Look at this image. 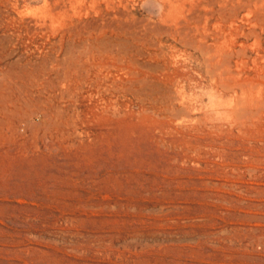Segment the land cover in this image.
Returning <instances> with one entry per match:
<instances>
[{"label":"rangeland","instance_id":"obj_1","mask_svg":"<svg viewBox=\"0 0 264 264\" xmlns=\"http://www.w3.org/2000/svg\"><path fill=\"white\" fill-rule=\"evenodd\" d=\"M83 1L0 0V264H264V0Z\"/></svg>","mask_w":264,"mask_h":264},{"label":"bare ground","instance_id":"obj_2","mask_svg":"<svg viewBox=\"0 0 264 264\" xmlns=\"http://www.w3.org/2000/svg\"><path fill=\"white\" fill-rule=\"evenodd\" d=\"M10 1H11V0H10ZM16 1H17V0H16ZM52 1H53V0H52ZM84 1H85V0H84ZM84 1H83V2H84ZM87 1H88V0H87ZM87 1H86V2H87ZM95 1H96V0H95ZM101 1H102V0H101ZM104 1H106V0H104ZM161 1H162V0H161ZM165 1H166V2H165V4H166V3H167V0H165ZM173 1H175V0H173ZM194 1H195V0H194ZM200 1H201V0H199V3H200ZM229 1H230V0H214V1H210L209 3H206V4L210 5V8H209L208 10H206V11H207L206 13L209 14L210 11H212V6H211V5H212L213 3H218V2H219V3H218V4H219V7L222 6L221 8H223V6H225V7L227 6V4L229 3ZM49 2H50V0H49ZM67 2H68V1H67ZM162 2L164 3V1H162ZM186 2H187V1H185V4H187ZM192 2H193V1H192ZM201 2H203V1H201ZM235 2H236V1H235ZM240 2H241V1H240ZM240 2H239V3H240ZM7 3H8V2H7ZM16 3H17V2H16ZM36 3H37V2H36ZM106 3H108V2L106 1ZM111 3H112V2H111ZM180 3H181V2H180ZM193 3H197V2L195 1V2H193ZM239 3H238V4H239ZM255 3H256V1H255ZM37 4H38V3H37ZM51 4H52V3H51ZM60 4H62V3L60 2ZM82 4L84 5V3H82ZM91 4H92V3H91ZM96 4H97V3H96ZM174 4H175V2H174ZM176 4H177V2H176ZM185 4H184V5H185ZM189 4H192V3H189ZM197 4H198V3H197ZM243 4H244V3H243ZM44 5H45V4H44ZM58 5H59V3H58ZM92 5H93V4H92ZM92 5H91V7L93 8ZM94 5H95V4H94ZM107 5H108V4H107ZM117 5H118V4H117ZM167 5L169 6V4H167ZM193 5H194V4H193ZM193 5H191V6H193ZM201 5H202V4H201ZM201 5H200V6H201ZM229 5H230V4H229ZM235 5H236V4H234L233 6H235ZM33 6H35V5H33ZM47 6H49V5H47ZM65 6H66V5H65ZM77 6H78V5H77ZM87 6H88V5H87ZM168 6H167V7L165 6V7L168 8ZM188 6H189V5H188ZM191 6H189V8H190ZM202 6H203V5H202ZM202 6H201V7H202ZM238 6H239V5H238ZM20 7H21V6H20ZM38 7H39V6H38ZM38 7H37V8H38ZM41 7H42V6H41ZM73 7H75V6H73ZM85 7H86V6H85ZM100 7H101V6H100ZM103 7H104V6H103ZM169 7H170V6H169ZM183 7H184V6H183ZM183 7H182V8H183ZM194 7H195V6H194ZM206 7H207V6H206ZM236 7H237V6H236ZM256 7H257V6H256ZM16 8H17V7H16ZM24 8H25V7H24ZM43 8H44V7H43ZM77 8H79V6H78ZM82 8H83V7H82ZM82 8H81V10H82ZM104 8H105V7H104ZM166 8H165V11H164L165 13H166V10H167ZM176 8H177V7H176ZM186 8H187V6H185L184 9H186ZM192 8H193V7H192ZM228 8H229V7H228ZM233 8H234V7H233ZM233 8H232V9H233ZM243 8H244V7H243ZM18 9H19V8H18ZM20 9H21V8H20ZM25 9H26V8H25ZM25 9H22V10L24 11ZM27 9H28V7H27ZM38 9H39V8H38ZM45 9H46V8H45ZM56 9H57V8H56ZM56 9H54V10H56ZM59 9H60V8H59ZM73 9H74V8H73ZM73 9H72V10H73ZM75 9H76V8H75ZM95 9H96V8H94L93 11H94ZM169 9H170V8H169ZM193 9H194V8H193ZM193 9H192V10H193ZM216 9H217V8H216ZM218 9H219V8H218ZM218 9H217V10H218ZM230 9H231V8H230ZM238 9H239V8H238ZM251 9H252V8H251ZM257 9H258V8H257ZM28 10L30 11V9H28ZM28 10H27V11H28ZM33 10H34V9H33ZM42 10H43V9H42ZM81 10H80L79 14L82 13ZM85 10H86V8H85ZM104 10H106V9H104ZM108 10H109V9H108ZM171 10H172V8L170 9V11H171ZM180 10H181V8H180ZM196 10H197V9H196ZM199 10H200V9H199ZM221 10H224V8H223V9H220L218 12H221ZM235 10H236V9H235ZM259 10H260V9H259ZM18 11H19V10H18ZM31 11H32V10H31ZM35 11H36V10H35ZM48 11H49V10H48ZM73 11L75 12V10H73ZM172 11H173V10H172ZM175 11H176V10H175ZM175 11H173V12H175ZM177 11H178V10H177ZM186 11H187V9H186ZM213 11H214V9H213ZM25 12H26V11H25ZM44 12H45V11H44ZM74 12H73V13H74ZM84 12H86V11H84ZM103 12H104V11H103ZM167 12H168V11H167ZM223 12H224V11H223ZM223 12H222V13H223ZM233 12H234V11H233ZM233 12H229V17H230V14H231V13L233 14ZM240 12H241V11H240ZM28 13H29V12H28ZM33 13H35V12H33ZM42 13H43V12H42ZM91 13H92V11H91ZM94 13H96V12L94 11ZM108 13H109V12H108ZM165 13H163V15H164ZM175 13H176V12H175ZM178 13H179V12H178ZM178 13H177V14H178ZM212 13H214V12H212ZM20 14H21V13H20ZM20 14H19V15H20ZM25 14H26V13H25ZM45 14H46V13H45ZM57 14H59V13H57ZM74 14H76V12H75ZM96 14H97V13H96ZM96 14H95V16H96ZM110 14H111V13H110ZM166 14H167V13H166ZM168 14H170V13L168 12ZM203 14H204V13H203ZM218 14H219V13H218ZM220 14H221V13H220ZM232 14H231V16H232ZM36 15H37V14H36ZM77 15H78V14H76V16H77ZM83 15H84V14H83ZM88 15H89V14H88ZM170 15H171V14H170ZM183 15L185 16L186 14L183 13ZM191 15H192V14H191ZM196 15H197V14H196ZM209 15H210V14H209ZM21 16H22V15H21ZM27 16H28V15H27ZM31 16H32V15H31ZM79 16H80V15H79ZM81 16H82V14H81ZM90 16H91V15H90ZM97 16H98V15H97ZM99 16H100V15H99ZM165 16H167V15H165ZM186 16H187V15H186ZM188 16H190V15H188ZM192 16H193V15H192ZM202 16H203V15H202ZM217 16H218V15H217ZM219 16H220V15H219ZM219 16H218V17H219ZM255 16H256V15H255ZM83 17H84V16H83ZM103 17H104V16H103ZM113 17H115V15H113ZM170 17H172V15H171ZM174 17H175V16H174ZM193 17H194V16H193ZM200 17H201V16H200ZM204 17H205V16H204ZM220 17H221V16H220ZM22 18H23V17H22ZM74 18H75V17H74ZM79 18H80V17H79ZM81 18H82V17H81ZM107 18H108V17H107ZM165 18H166V17H165ZM168 18H169V17H168ZM168 18H167V19H168ZM176 18H177V17H176ZM181 18H182V17H181ZM181 18H180V19H181ZM187 18H188V17H187ZM196 18H197V17H195V19H196ZM213 18H214V17H213ZM221 18H222V17H221ZM224 18H225V17H224ZM231 18H232V17H231ZM234 18H235V17H234ZM260 18H261V17H260ZM37 19H38V18H37ZM68 19H69V18H68ZM92 19H93V17H92ZM101 19H102V18H101ZM103 19H104V18H103ZM105 19H106V18H105ZM105 19H104V20H105ZM169 19H170V18H169ZM199 19H200V18H199ZM262 19H263V16H262ZM14 20H15V19H14ZM33 20H34V19H33ZM38 20H40V19H38ZM38 20H37V21H38ZM44 20H46V19H44ZM70 20H73V19H70ZM70 20H69V21H70ZM74 20H75V19H74ZM85 20H86V19H85ZM96 20H100V17H99L98 19H96ZM184 20H185V19H184V17H183V21H184ZM197 20H198V19H197ZM204 20H205V19H204ZM263 20H264V19H263ZM31 21H32V20H31ZM94 21H95V19H94ZM100 21H101V20H100ZM100 21H99V22H100ZM105 21H106V20H105ZM105 21H104V22H105ZM171 21H172V19H171ZM176 21H177V20H176ZM179 21H180V20H179V18H178V21H177L176 23L178 24ZM261 21H262V20H261ZM39 22H40V21H39ZM39 22H38V23H39ZM44 22H45V21H44ZM48 22H49V21H48ZM59 22H60V21H59ZM72 22H73V21H72ZM74 22L76 23V21H74ZM82 22H83V21H82ZM96 22H97V21H96ZM96 22H92V24H93V23L96 24ZM102 22H103V21H102ZM110 22H111V23H110ZM110 22L107 21V24H106V25H107V26H108V25L110 26V24H112L111 19H110ZM113 22H114V21H113ZM168 22H169V21H168ZM180 22H181V21H180ZM185 22H187V21H185ZM221 22H222V21H221ZM255 22H256V21H255ZM78 23L80 24V22H78ZM100 23H101V22H100ZM100 23H99V24H100ZM108 23H109V24H108ZM190 23H191V22H190ZM42 24H43V23H42ZM44 24H45V23H44ZM59 24H60V23H59ZM84 24H85V23H84ZM94 24H93V25H94ZM165 24H166V23H165ZM192 24H193V22H192ZM34 25H35V24H34ZM38 25H40V24H38ZM47 25H48V23H47ZM97 25H98V23H97ZM106 25L104 24V26H106ZM157 25H158V24H157ZM173 25H174V24H173ZM195 25H196V24H195ZM76 26H78V24H77ZM104 26H103V27H104ZM169 26H170V25H169ZM175 26H176V25H175ZM181 26H182V25H181ZM181 26H180V27H181ZM189 26H190V25H188V27H189ZM191 26H192V28H193V25H191ZM258 26H259V23H258ZM40 27H41V26H40ZM50 27H51V26H50ZM50 27H48V28H50ZM55 27H56V26H54L53 29H54ZM60 27H63V26H60ZM69 27H70V26H69ZM79 27H80V26H79ZM79 27H78V28H79ZM84 27H85V25H84ZM92 27H93V26H92ZM92 27L90 26L91 29H92ZM97 27H99V26H97ZM112 27H113V26H112ZM177 27H178V26H177ZM177 27H176V29H177ZM182 27L184 28V25H183ZM186 27H187V26H186ZM51 28H52V27H51ZM93 28H95V27H93ZM113 28H114V27H113ZM167 28H168V27H167ZM169 28H170V27H169ZM171 28H172V27H171ZM171 28H170V30H171ZM198 28H199V27H198ZM205 28H206V27H205ZM207 28H208V27H207ZM207 28H206V29H207ZM53 29H50V30H53ZM57 29H58V28H57ZM64 29H65V27H64ZM68 29H71V27L68 28ZM72 29H73V28H72ZM72 29H71V30H72ZM87 29H88V26H87ZM96 29H97V28H96ZM157 29H158V28H157ZM157 29H156V30H157ZM164 29H165L166 31L169 32V29H166V28H164ZM189 29H191V27H190ZM189 29H188V31H189ZM219 29H220V28H219ZM221 29H222V28H221ZM60 30H61V29H60ZM108 30H109V28H108ZM113 30H114V29H113ZM152 30H153V28H152ZM154 30H155V29H154ZM159 30H161V29H158V32H157V33H159ZM174 30H175V28H174ZM182 30H183V29H182ZM182 30H181V31H182ZM186 30H187V29H186ZM191 30H193V31H189V32H194V29H191ZM80 31H81V29H80ZM84 31H85V29H84ZM90 31H91V30H90ZM166 31H165L164 33H166ZM171 31H172V30H171ZM255 31H256V30H255ZM255 31H254V32H255ZM66 32H67V30H66ZM81 32H82V31H81ZM94 32H95V31H94ZM168 32H167V33H168ZM173 32H174V31H173ZM186 32H187V31H186ZM189 32H188V33H189ZM88 33H89V32H88ZM97 33H98V32H97ZM105 33H106V32H105ZM183 33H184V30H183ZM188 33H186V34L189 35ZM196 33H197V32H196ZM203 33H204V32H203ZM222 33H223V31H222ZM229 33H230V32H229ZM255 33H256V32H255ZM71 34H72V33H71ZM73 34H74V33H73ZM112 34H113V33H112ZM112 34H111V35H112ZM178 34H182V33H179V32H178ZM190 34H191V33H190ZM211 34H212V33H211ZM83 35H85V33H83ZM83 35L80 36V38L83 37ZM108 35H110V34H108ZM173 35H174V33H173ZM175 35H176V34H175ZM206 35H208V34L206 33ZM206 35L203 34V36H205V37H206ZM213 35H214V34H213ZM215 35H216V34H215ZM71 36H72V35H71ZM74 36L76 37V35H74ZM86 36H87V35H86ZM181 36H183V34H182ZM199 36H200V35H199ZM201 36H202V35H201ZM220 36H221V34H220ZM220 36H219V37H220ZM87 37H89V36H87ZM93 37H94V36H93ZM112 37H113V35H112ZM177 37H178V36H177ZM186 37H187V36H186ZM205 37H204V38H205ZM222 37H223V36H222ZM77 38H79V37H77ZM84 38L86 39V37H84ZM103 38H104V37H102V39H103ZM106 38H107V37H106ZM106 38H105V39H106ZM108 38H109V37H108ZM110 38H111V37H110ZM110 38H109V39H110ZM140 38H141V37H140ZM156 38H157V37H156ZM173 38H174V37H173ZM179 38H181V37L179 36ZM187 38H188V37H187ZM189 38H190V37H189ZM189 38H188V39H189ZM192 38H193V37H192ZM210 38H211V37H210ZM210 38H208V39H210ZM81 39H83V38H81ZM87 39H88V38H87ZM91 39H92V38H91ZM97 39H99V38H97ZM174 39H175V38H174ZM181 39H183V38H181ZM184 39H185V38H184ZM188 39H187V40H188ZM197 39H198V38H197ZM57 40H58V39H57ZM76 40H77V39H76ZM88 40H89V39H88ZM88 40H87V41H88ZM93 40H94V39H93ZM100 40H101V39H100ZM143 40H144V39H143ZM143 40H142V42H143ZM187 40H186L187 43H186V42H185V43H186V44H189L190 41L188 40V41H189V42H188ZM201 40H202V39H201ZM205 40H206V39H205ZM211 40H212V39H211ZM223 40H224V39H223ZM90 41H91V40H90ZM98 41H99V40H98ZM103 41H104V40H103ZM107 41H108V40H107ZM153 41H154V40H153ZM166 41H167V40H166ZM176 41H178V40H176ZM105 42H106V40H105ZM121 42H122V41H121ZM155 42H156V41H155ZM159 42H160V40H159ZM173 42H174V41H173ZM221 42H223V41H221ZM224 42H225V41H224ZM101 43H102V41H101ZM116 43H117V42H116ZM122 43H124V42H122ZM125 43H126V42H125ZM127 43H128V42H127ZM127 43H126V44H127ZM130 43H131V41H130ZM145 43H146V42H145ZM148 43H149V42H148ZM151 43H152V42H151ZM197 43H199V44H200V43H205V41H204V42H203V41H202V42H199V41H198ZM206 43H207V42H206ZM226 43H227V41H226ZM86 44H87V43H86ZM96 44L99 46L100 43H97V41H96ZM118 44H119V43H117V45H118ZM132 44H133V43H131V45H132ZM178 44H179V43H178ZM182 44H183V43H182ZM194 44H195V42H193V45H194ZM92 45H93V44H92ZM100 45H101V44H100ZM111 45H112V44H111ZM114 45H115V44H114ZM127 45H128V44H127ZM133 45H134V44H133ZM146 45H147V44H146ZM156 45H157V44H156ZM200 45H201V44H200ZM202 45H203V44H202ZM202 45H201V46H202ZM57 46H58V45H57ZM83 46H84V44H83ZM87 46H89V45H87ZM118 46H120V45H118ZM123 46H124V45H123ZM154 46H155V45H154ZM181 46H183V45H181ZM189 46H190V45H189ZM203 46H206V45H203ZM112 47H113V46H112ZM120 47H121V46H120ZM132 47H133V46H132ZM187 47H188V46H187ZM192 47H193V46H192ZM93 48H94V47H93ZM98 48H99V47H98ZM101 48H103V47H101ZM110 48H111V47H110ZM126 48H127V47H126ZM130 48H131V47H130ZM130 48H129V49H130ZM142 48H143V47H142ZM144 48H145V46H144ZM158 48H160V47L158 46ZM194 48H195V49H198L197 47H195V45H194ZM201 48H202V47H201ZM205 48H206V47H205ZM211 48H212V47H211ZM85 49H86V48H85ZM94 49H95V48H94ZM113 49H115V48H113ZM113 49H112V50H113ZM129 49H128V50H129ZM134 49H135V48H134ZM166 49H167V48H166ZM170 49H171V48H170ZM192 49H193V48H192ZM87 50H88V49H87ZM100 50H101V49H100ZM102 50H104V49H102ZM109 50H110V49H109ZM130 50H131V49H130ZM156 50H157V49H156ZM173 50H174V49H173ZM188 50H189V49H188ZM90 51H91V49H90ZM105 51H106V49H105ZM105 51H102V52L105 53ZM110 51H111V50H110ZM110 51H109V52H110ZM114 51H115V50H114ZM169 51H170V50H169ZM169 51H168V52H169ZM171 51H172V49H171ZM171 51H170V52H171ZM158 52H159V51H158ZM160 52H162V51H160ZM93 54H94V53H93ZM99 54H100V53H99ZM101 54H103V53H101ZM106 54H107V53H106ZM154 54H155V53H154ZM167 54H168V53H167ZM174 54H175V53H174ZM95 55H96V54H95ZM113 55H114V54H113ZM164 55H166V54H164ZM93 56H94V55H93ZM110 56H111V55H110ZM173 56H174V55H173ZM210 57H211V56H210ZM221 57H223V56H221ZM98 58H99V57H97V59H98ZM167 58H168V57H167ZM207 58H208V56H207ZM85 60H86V59H85ZM92 60H95V59L93 58ZM169 60H171V59H169ZM166 61H167V60H166ZM85 64H86L87 74H86V76H85V78H84V84H87V85L90 84V86H91V85H95V86L97 85V86H98L99 84H103V83H104L103 80H107V81H109V83H111L113 86H115V75L111 74V72H110V74H109V73H106V75H105L106 78L101 76V72H102L103 69H104V68H103L104 63H102V62H100V61L94 62V61H88V60H86V61H85ZM108 64H109V63H108ZM105 68L107 69V66H105ZM108 68H109V67H108ZM108 71H109V69H108ZM146 75H147V74H146ZM103 76H104V75H103ZM209 77H210V75H209ZM41 78H42V77H41ZM82 78H83V77H82ZM80 80H81V79H80ZM57 81H58V80H57ZM128 81H129V80H128ZM109 83H108V84H109ZM112 85H111V88H112ZM59 86H60V85H59ZM71 86H72V85H71ZM90 86H89V87H90ZM144 86H145V85H144ZM60 87H61V86H60ZM60 87H59V88H60ZM86 87H87V86H86ZM89 87H88V88H89ZM122 87H124V86H122ZM122 87H121V88H122ZM220 87H221V86H220ZM91 88H92V87H91ZM127 88H128V87H127ZM73 90H74V89H73ZM117 90H118V89H117ZM89 91H90V90H89ZM123 91H124V90H123ZM63 92H64V91H62V93H63ZM127 92H128V91H127ZM66 93H67V92H66ZM59 96H60V95H59ZM70 96H71V95H70ZM53 100H54V99H53ZM66 107H67V106H66ZM165 107L167 108V106H165ZM165 107H164V108H165ZM57 109H58V108H57ZM161 109H162V108H161ZM58 111H59V110H58ZM58 113H59V112H58ZM68 113H69V112H68ZM54 117H55V116H54ZM58 122H59V121H58ZM54 123H55V122H54ZM69 123H70V122H69ZM71 123H72V122H71ZM62 129H63V128H61V130H62ZM71 132H72V131H71ZM61 135H62V134H61Z\"/></svg>","mask_w":264,"mask_h":264}]
</instances>
